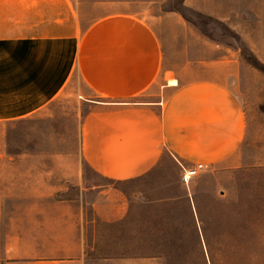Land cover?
I'll list each match as a JSON object with an SVG mask.
<instances>
[{
  "label": "crops",
  "instance_id": "0c3cea01",
  "mask_svg": "<svg viewBox=\"0 0 264 264\" xmlns=\"http://www.w3.org/2000/svg\"><path fill=\"white\" fill-rule=\"evenodd\" d=\"M161 4L0 0V119L29 115L57 96L73 107L80 149L63 166L62 191L94 194L87 203L102 223L122 224L131 183L159 177L167 163L185 184L182 167L238 169L257 143L226 79H184L174 67ZM86 167L111 183H88ZM85 223L82 212L75 231L63 233L75 247L11 255L1 264H85Z\"/></svg>",
  "mask_w": 264,
  "mask_h": 264
},
{
  "label": "rangeland",
  "instance_id": "374dc122",
  "mask_svg": "<svg viewBox=\"0 0 264 264\" xmlns=\"http://www.w3.org/2000/svg\"><path fill=\"white\" fill-rule=\"evenodd\" d=\"M161 7L169 12L162 26L170 61L183 78L226 79L244 107L257 142L245 151L250 160L203 170L187 185L167 163L159 177L132 182L125 220L106 224L87 203L94 194L62 191L63 166L80 149L70 104L57 96L29 115L0 119V264L75 247L63 233L75 231L82 212L85 264H264V0H162ZM85 172L90 184L111 183Z\"/></svg>",
  "mask_w": 264,
  "mask_h": 264
},
{
  "label": "built area",
  "instance_id": "2783aa9c",
  "mask_svg": "<svg viewBox=\"0 0 264 264\" xmlns=\"http://www.w3.org/2000/svg\"><path fill=\"white\" fill-rule=\"evenodd\" d=\"M203 168L202 163H196L190 167H182L181 181L187 184Z\"/></svg>",
  "mask_w": 264,
  "mask_h": 264
},
{
  "label": "trees",
  "instance_id": "16d2710c",
  "mask_svg": "<svg viewBox=\"0 0 264 264\" xmlns=\"http://www.w3.org/2000/svg\"><path fill=\"white\" fill-rule=\"evenodd\" d=\"M190 210H191V208H190Z\"/></svg>",
  "mask_w": 264,
  "mask_h": 264
}]
</instances>
